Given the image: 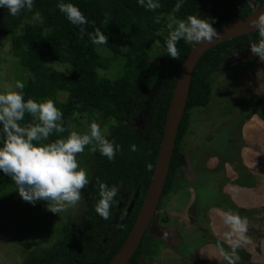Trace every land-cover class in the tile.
<instances>
[{
  "label": "trees",
  "instance_id": "16d2710c",
  "mask_svg": "<svg viewBox=\"0 0 264 264\" xmlns=\"http://www.w3.org/2000/svg\"><path fill=\"white\" fill-rule=\"evenodd\" d=\"M70 2L86 16L87 25H72L56 7L57 0H34L32 12L22 10L17 16H11L7 9L0 8V37L7 38L10 43L12 61L24 78V98L38 102L50 99L62 112L58 123L65 131H54L49 141L66 137L72 131L85 134L84 126L96 122L106 131L104 136L119 144L121 150L109 161L99 151L92 152L89 150L91 146H85L78 160L89 179V184L81 189L79 203L82 213L71 222H60L57 237L49 241H46L45 233H41L44 229L32 222L38 216L14 225L19 234L27 235L28 240L16 235L18 239L15 242L5 241L0 249L4 248L5 254L15 258L19 248L23 258L17 264H106L112 258L125 240L142 204L179 68L196 43L180 40L176 45L179 60L168 56L165 46L168 28L164 20L171 19L173 15L176 19L199 15L201 18H214L212 26L217 28L245 17L264 0H184L176 13L172 12L176 0H159L160 8L153 11L138 5L137 0ZM35 11L44 17L42 24L32 20ZM105 18L108 23L104 25ZM97 28L107 36V44L91 43L89 33H94ZM258 39V32L253 31L217 44L199 58L192 73L187 103L157 208L180 186L179 173L186 164L181 144L193 111L211 103L214 75L230 57L250 51V44ZM112 60L118 63L113 65ZM57 62L70 67L67 75L53 68V63ZM114 67L117 68L115 73L106 74ZM61 92L67 93L62 100L58 99ZM33 119L26 113L20 123H32ZM2 135L0 132V137ZM132 144L136 145L135 152L130 150ZM148 163L152 164L151 171L146 167ZM199 174L193 172L190 178L198 182ZM97 178L119 187L117 204L110 209L112 215L108 220L94 210L99 198ZM235 181L237 187L246 189L254 185L249 177ZM196 185L197 199L210 203L209 191L202 193ZM14 188L11 178L0 172V214L11 213L13 201L9 196L14 193ZM258 208L260 210L264 206ZM226 209L250 221L254 212L253 209L244 212L234 204L226 205ZM45 220H42V225H45ZM151 226L146 229L126 264H145L146 257L154 253L151 247L157 243ZM213 242L225 252H231L230 246L223 242ZM236 251L240 256L238 264L249 261L250 256L244 254L241 246ZM2 256L0 264H13L12 258Z\"/></svg>",
  "mask_w": 264,
  "mask_h": 264
},
{
  "label": "rangeland",
  "instance_id": "374dc122",
  "mask_svg": "<svg viewBox=\"0 0 264 264\" xmlns=\"http://www.w3.org/2000/svg\"><path fill=\"white\" fill-rule=\"evenodd\" d=\"M164 21L166 25L172 22L171 19ZM12 60L10 43L7 38L0 37V91L5 86L14 87L16 82L22 83L24 79ZM111 63L115 65L118 61L112 60ZM53 64V68L60 71L65 69L68 72L70 68L65 63ZM115 70L116 67L106 74L115 73ZM66 94L61 92L58 99L62 100ZM263 104L264 61L249 50L230 57L214 75L211 103L191 115L181 144L186 164L179 173L180 186L165 197L157 210L152 224L157 244L152 245L154 253L146 257L145 264H227L220 254L221 247L213 240L229 246L224 236L229 228L220 215L229 204L242 208L244 212L254 210L251 221L247 219L248 239L240 241L244 254L250 259L241 264H264V219L260 218H264V208H258L264 206ZM84 130L88 132L89 126H84ZM101 131L103 135L106 132L102 128ZM79 158L80 153L76 155L77 162ZM78 165L80 167L79 162ZM193 172L200 173L198 182L190 178ZM241 177H249L254 185L247 189L237 187L235 180ZM195 184L200 192L209 191L210 203L197 199ZM9 198L15 203L11 204L10 214H0V246L8 240L15 242L17 236L27 241V235L19 234L14 225L37 216L32 222L44 229L41 233H45L46 241L53 240L58 235L60 222H71L83 211L78 202L53 213L48 208L52 207L51 203L47 206L43 200L27 202L19 196L16 188ZM44 218L46 222L42 225ZM0 255L9 259L14 257L5 254L4 248L0 249ZM22 258L18 248L11 260L17 264Z\"/></svg>",
  "mask_w": 264,
  "mask_h": 264
},
{
  "label": "clouds",
  "instance_id": "9594fccd",
  "mask_svg": "<svg viewBox=\"0 0 264 264\" xmlns=\"http://www.w3.org/2000/svg\"><path fill=\"white\" fill-rule=\"evenodd\" d=\"M183 3L184 0H176L172 12H179ZM137 4L149 11L160 8L159 0H137ZM33 5L34 0H0V8L7 9L11 16L19 15L22 10L32 12ZM56 7L72 25L84 26L89 23L86 16L70 0H57ZM32 20L42 24L44 17L39 11H35ZM171 21L167 24L165 46L167 55L176 60L180 58L176 47L178 41L211 42L214 38L219 39L221 35L212 26L215 20L211 17L188 15L185 19H176L173 15ZM107 23L105 18L104 25ZM249 25L254 27L259 36L256 42L250 44V51L264 61V11L250 19ZM83 31L84 28L81 27V32ZM89 38L95 45L107 44V36L99 28L94 33H89ZM61 71L67 75L65 69ZM23 89L24 84L16 82L14 87L5 86L0 91V132L3 134L0 137V172L11 178L23 200L30 203L46 201L47 206L52 204V207H48L49 210L58 213L75 206L81 200V189L89 184L88 176L79 167L76 155L82 153L85 146H91L90 151H99L111 161L121 147L115 141L108 140L96 122L90 124L89 131L85 134L72 131L66 137L49 141L54 131H65L61 123H58L61 121L62 112L50 99L41 102L32 98L25 99ZM26 113L34 118L33 122L21 125ZM130 150L135 152L136 145H130ZM146 167L149 171L152 170L151 163ZM96 184L99 198L94 210L101 218L108 220L112 215L110 209L117 204L119 187L110 186L99 178ZM132 205L131 203L130 207ZM157 210L149 226L155 221ZM220 215L229 228L224 236L231 248L230 253L221 248L220 254L228 264H237L240 256L236 250L240 247V241L248 239V220L231 210L222 211Z\"/></svg>",
  "mask_w": 264,
  "mask_h": 264
},
{
  "label": "water",
  "instance_id": "95a60500",
  "mask_svg": "<svg viewBox=\"0 0 264 264\" xmlns=\"http://www.w3.org/2000/svg\"><path fill=\"white\" fill-rule=\"evenodd\" d=\"M261 11H264V2L245 17L215 28L221 33L219 39L214 38L211 42H196L187 53L179 68L171 94L156 160L144 199L125 240L106 264H126L130 260L157 210L168 174L177 130L187 103L192 73L199 58L217 44L255 31L254 27L249 25V20Z\"/></svg>",
  "mask_w": 264,
  "mask_h": 264
},
{
  "label": "flooded vegetation",
  "instance_id": "af4514ba",
  "mask_svg": "<svg viewBox=\"0 0 264 264\" xmlns=\"http://www.w3.org/2000/svg\"><path fill=\"white\" fill-rule=\"evenodd\" d=\"M144 233H145V232H144ZM153 235H154V237H155L154 240H155V242H156V238H157V236H156V234H153Z\"/></svg>",
  "mask_w": 264,
  "mask_h": 264
}]
</instances>
